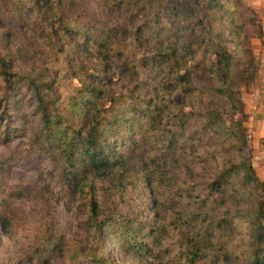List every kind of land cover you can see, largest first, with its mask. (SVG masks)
<instances>
[{
	"label": "trees",
	"instance_id": "trees-1",
	"mask_svg": "<svg viewBox=\"0 0 264 264\" xmlns=\"http://www.w3.org/2000/svg\"><path fill=\"white\" fill-rule=\"evenodd\" d=\"M244 8L0 0V22L41 44L0 55V82L30 90L32 141L87 216V245L69 264H264V181L248 155L238 92L257 75ZM256 32L262 41L263 25ZM141 199L139 213L122 210ZM56 224H44L20 264H49L64 250ZM0 225L11 228L2 213Z\"/></svg>",
	"mask_w": 264,
	"mask_h": 264
},
{
	"label": "rangeland",
	"instance_id": "rangeland-1",
	"mask_svg": "<svg viewBox=\"0 0 264 264\" xmlns=\"http://www.w3.org/2000/svg\"><path fill=\"white\" fill-rule=\"evenodd\" d=\"M242 1L245 5L243 23L256 58L257 75L253 82L240 85L238 92L247 115L244 126L249 141L248 155L258 177L264 181V134L261 130L264 127V38L261 41L256 35L258 26L264 27V24L255 10V7L264 9V4L261 0ZM17 30L14 22L2 19L0 55L14 58L31 46L32 53L41 46L39 40L36 43L33 40V32ZM252 118L261 121L259 129L249 126ZM38 122L30 90L21 82L13 90L0 82V213L11 221L9 230L0 225V264H20L40 243L47 230L44 224L50 222L51 226L52 218L68 239L64 250L49 264H69L73 255L76 252L80 255L87 245V216L80 206L81 198L78 202L60 177L53 159L32 141L30 127ZM141 202L142 199L132 206L122 205V210L129 214L139 213L145 209ZM112 250L111 245L108 251ZM75 264L89 263L81 258ZM117 264L125 263L120 260Z\"/></svg>",
	"mask_w": 264,
	"mask_h": 264
},
{
	"label": "crops",
	"instance_id": "crops-1",
	"mask_svg": "<svg viewBox=\"0 0 264 264\" xmlns=\"http://www.w3.org/2000/svg\"><path fill=\"white\" fill-rule=\"evenodd\" d=\"M264 4V0H261ZM256 4V3H255ZM255 10H256V13L259 14L260 18L262 19V22L264 24V9L260 8V7H255ZM264 66V65H263ZM261 73V72H260ZM260 124H261V121H257L255 118H252L251 120V123L249 124V126L251 127H255L256 129H259L260 128ZM264 125V123H263ZM262 128V127H261ZM263 134H264V127L263 129H261Z\"/></svg>",
	"mask_w": 264,
	"mask_h": 264
}]
</instances>
